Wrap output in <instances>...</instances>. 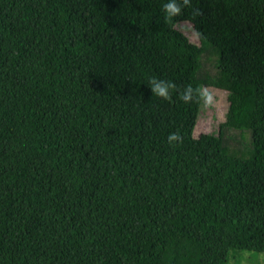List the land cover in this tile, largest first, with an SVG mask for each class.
<instances>
[{
    "label": "trees",
    "instance_id": "1",
    "mask_svg": "<svg viewBox=\"0 0 264 264\" xmlns=\"http://www.w3.org/2000/svg\"><path fill=\"white\" fill-rule=\"evenodd\" d=\"M168 2L0 0V264L264 253V0ZM210 87L228 106L194 136Z\"/></svg>",
    "mask_w": 264,
    "mask_h": 264
},
{
    "label": "rangeland",
    "instance_id": "2",
    "mask_svg": "<svg viewBox=\"0 0 264 264\" xmlns=\"http://www.w3.org/2000/svg\"><path fill=\"white\" fill-rule=\"evenodd\" d=\"M179 28L187 35L191 42L198 43L196 35L188 23H180ZM205 66L206 70L210 69V64H206ZM204 91V106L194 127V136H199L215 129L217 124L223 120L228 106L224 91L214 87L205 88ZM250 134L249 131H243L242 134H228L232 138H229L227 143L235 150L236 154L242 155L243 149L250 143ZM226 264H264V253L231 251Z\"/></svg>",
    "mask_w": 264,
    "mask_h": 264
},
{
    "label": "clouds",
    "instance_id": "3",
    "mask_svg": "<svg viewBox=\"0 0 264 264\" xmlns=\"http://www.w3.org/2000/svg\"><path fill=\"white\" fill-rule=\"evenodd\" d=\"M182 5L187 6L189 5V0H170V2L166 3L164 5V11L167 14L168 18H171L173 16L179 15L182 10ZM151 91L155 94H157L160 97H163L165 99L169 98V88H174L175 85L172 84H165L163 81L157 82L155 79L151 80ZM191 89L189 88L188 91L183 96L184 100H188L190 98ZM179 139L178 135H170L169 141L177 140Z\"/></svg>",
    "mask_w": 264,
    "mask_h": 264
}]
</instances>
